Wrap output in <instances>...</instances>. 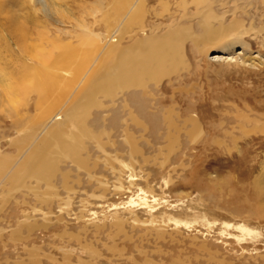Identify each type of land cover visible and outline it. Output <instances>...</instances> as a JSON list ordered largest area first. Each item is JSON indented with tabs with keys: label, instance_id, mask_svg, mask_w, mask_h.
Returning <instances> with one entry per match:
<instances>
[{
	"label": "bare ground",
	"instance_id": "obj_1",
	"mask_svg": "<svg viewBox=\"0 0 264 264\" xmlns=\"http://www.w3.org/2000/svg\"><path fill=\"white\" fill-rule=\"evenodd\" d=\"M34 4L31 0H0V210L17 194L33 195L44 208L34 205L23 209L21 218L0 230H7L16 240L24 231L67 223L48 198L61 190L101 199L117 195L124 189L119 182L117 186L109 183L104 173L106 163L119 161L117 152L125 149L143 162L138 164L142 167L139 177L137 172V177L133 175L140 184L132 182L136 187L142 184L139 205L148 217L128 218L126 223L114 213L112 229L90 217V225L95 226L92 232L83 228L78 234H57L67 245L55 249L63 264H70L74 245L89 256L86 261L79 259L80 264H96L107 256L110 262L124 260L126 247L119 244H135L142 261L133 260L134 264H157L154 256H166L158 243H181V222L163 213L159 214L162 221H155L151 210L161 200L155 194L161 181L153 170L167 171V186L173 185L174 176H180L177 168L183 166L176 160L185 149L212 143L234 145L247 130H264V109L229 94L230 110L220 118L219 136L193 99L197 89L204 90L196 81L201 73L208 83L209 73L219 77L228 72H254L261 80L264 0H71L65 6L73 18L63 15L61 26L44 21ZM91 47L98 52L94 57H90ZM253 47H257L254 56ZM236 49L248 54L251 63L223 57L233 55ZM207 87L210 89L209 84ZM224 99L217 95L214 101ZM251 187L256 200L253 204L245 200L249 210H225L221 194L218 198L208 191L199 192L190 209L209 207L224 212L240 230L251 231L246 223L255 214L254 204L259 209V199L264 201V178L256 176ZM24 199L22 205L28 204ZM107 229H111L109 233ZM150 240L155 245L149 254L144 244ZM53 247L51 243L26 247L24 255L32 256L30 264H42L33 258L39 251V257L42 254L44 260L55 264ZM194 251L182 259L179 254L185 250L180 249L170 264H199L203 258L211 264H225L222 257L217 259L218 252L205 246L194 247ZM11 256L5 264H11Z\"/></svg>",
	"mask_w": 264,
	"mask_h": 264
},
{
	"label": "rangeland",
	"instance_id": "obj_2",
	"mask_svg": "<svg viewBox=\"0 0 264 264\" xmlns=\"http://www.w3.org/2000/svg\"><path fill=\"white\" fill-rule=\"evenodd\" d=\"M31 1L35 2L34 8L39 12V15H41L42 17L44 16L43 17L44 21H49L55 25L61 26L63 24L61 23V21H63V17L65 15L66 16L64 18L66 17L73 18V15H71L72 13L70 14L71 11L67 9L65 6V3L71 0H62V1L61 0L60 1L31 0ZM18 7L19 5L15 8ZM93 7L94 5L90 6L89 8H93ZM256 51H257V47H253V51H252L253 56L256 55ZM97 53L98 52L96 49H94V47L90 48V57H94ZM240 53L241 55H239ZM226 56L237 57L238 59L246 61L247 64L251 63L248 54L242 53L238 49H236L233 55L232 54L223 55L224 58ZM213 69L217 70L218 68L217 66H214ZM261 69H262L260 70L262 73L261 80L260 78L256 77L258 74H255L254 72H247L248 74L246 73L245 75L236 74L234 72H228L219 77H216L213 73H209L208 75V79L210 80L209 83L207 82V80L205 79L202 73L198 76V79L196 80L198 84V88L200 87V85H202L204 90L203 92H201L199 89H197L196 91L197 94L194 95L193 98L194 100L197 99L195 106L196 108L202 109L204 112L207 113V117H208L207 122L210 123L211 125L213 124L216 127L215 133L217 135L220 136L222 134L221 133L222 129L219 126L220 118L224 117L225 114L230 110V106H229L230 102L228 99L229 94H232L234 98L237 99H239V97L241 99L245 98V100L248 101L249 105L250 106L252 105L251 107L256 106L258 108L260 107L261 109H264V68ZM208 84L210 85V89H208L207 87ZM216 86L218 87L217 90H216ZM204 92L206 94H204ZM217 95L223 96L225 98L224 101L223 102H217L216 100L214 101V98L217 97ZM224 111L227 112L225 113ZM246 132L245 135L242 134L241 136L236 138L234 145L233 143L230 144L212 143L207 146L196 145V147L190 146L189 149L188 148L185 149L186 153H184V151L181 152L183 154H179V158H177L176 160V162H180V160L183 162V166L177 168V171L179 172L178 174H180V176L182 177L179 176L177 178L173 175L174 178H176L175 184L173 185L169 184L167 186L166 181L169 180L167 171L165 172L160 170L161 172H159L158 169H157L158 171H156L155 169L153 170L151 168L153 172L155 171V176L159 174L157 177L161 181L157 185L155 191L157 198H160L161 200L159 202V205L154 206V208L151 210L153 212V215L156 217L155 221L159 220L158 222H161L162 219L161 216H159V214L163 213L169 216L173 215L172 216L173 218L181 222L180 225L181 240H179L181 243L179 242L180 244L177 243L174 244L171 243L170 241H167L166 243H162V242L158 243L160 248L166 253V256L162 258H157L156 256H154V261L157 264H170L172 260L178 258L180 249L185 250V252H183L184 255L179 254L180 256L182 255V259H184L185 256H189L193 253H196V251H194V247H202V246L207 247L209 250L213 252H218L220 255L216 256L218 257L217 259H220L222 257L224 259L225 264L227 263L229 264V262L230 264H244V263L264 264V208H262L264 207L263 199L258 198L260 200L259 201L260 208L259 209L255 208L256 203L254 204L253 210L255 211V214L252 217H250V220L252 221L246 223V225L248 226V228H250L251 231L247 229L240 230V228L237 227L236 223H233L234 219L230 217V215H227L224 212L222 213L215 210L213 211L209 207H205V208L202 207L203 209L197 208L196 210L190 209L193 206L192 202L198 199L197 197H199V192L201 191H208V193H214V195L217 196L218 198L220 197L221 194L222 198L220 199L221 202L223 203L222 205L225 207V210H227V208L233 210L236 209V211L249 210L248 208L251 209L250 206L248 207L249 204H247L245 200L249 199V202L252 204L253 201L256 200L255 199L256 195L254 193L255 191L253 190L254 188L251 187L253 180L256 176H260L264 178V133H263L264 130L259 128V130L253 129V130H247ZM248 134L250 135L248 136ZM110 150L111 149H108V151ZM111 151L115 152L114 150ZM8 152L14 153V150L9 149ZM117 153L121 156L119 161L121 160L123 163L119 162L118 160H116V162L115 160L113 161L111 160L109 164H111L112 162L113 163L111 164L112 167H110V165L107 162L106 163L107 172H105L104 175L105 174L107 175L106 177L108 178L109 183H112L113 185L116 184L115 186H117V183L119 182L118 186H122L121 189L124 190H120L119 192H117V195L114 196L113 195H107L106 197L103 196L104 198L102 197V199L100 196H96V195H92V196L90 194L89 196L82 195L81 194L82 192L80 191L76 193L74 191L64 192L62 190L59 193V195L53 196V198H56L55 200L52 197H48L51 198L52 200L53 210L58 211L59 214H62V216H64L65 219L68 221L67 222L68 224L64 223L58 227L52 226L48 230H44L37 227V229L35 228L29 232L24 231L22 234V238L16 240H12L11 237L8 236L9 234L7 230H5V232L0 230L1 231L0 232V263L5 264L6 257L12 255L11 256L12 260H8L9 262H11V264L12 262H21L23 264L26 263L30 264L31 261H33L31 260L32 256L29 257L27 256V254L24 255L25 248L26 247L31 248L32 246H41L46 243H51L54 246L53 249H51V253H52L51 256L53 257L55 256V258L57 259V262L55 264H63L62 257L60 256V254L57 255L59 253V250L58 249L56 250L55 247L59 246L60 244L67 245V243L65 242L67 240L65 238H64L65 240L58 238V236H56L57 234L62 235L63 234L62 232L78 234L79 231L83 228L92 232V230L95 229V226L90 225L89 220L93 219L94 217L95 220L98 221V223L101 226L104 224L106 226H110V228L112 229L111 225L115 223V219L113 216L114 213H117L118 214L117 216L121 217V219L126 223H128L129 220L128 218H132V217H137L140 219L147 218L148 214L146 210L139 205V200L143 192L138 191L139 190L138 188H140L142 184L137 185L138 187H136L134 182H132L135 180V183L140 184L138 181H136L138 178L136 179L134 178L137 176L139 177L140 175L138 171L140 170L139 172H141L140 169L141 165L138 164H141L142 161L140 159H137L136 157H135L136 159H134V157H132L131 154L128 153V150L125 149H121ZM184 160H186L187 162L184 163ZM187 163L190 166H188ZM120 164H122V166ZM128 166L130 167V169ZM118 168L121 172L118 171ZM129 171H131V173L133 174H129L130 173ZM135 173L137 176L134 175ZM119 175H121L122 177ZM131 175L132 176L134 175L135 177L134 176L132 177ZM161 177H163V180H161ZM129 181H131L133 184H131V182ZM133 185L135 186L133 187ZM140 192H142V194ZM146 195H148V193H146ZM23 197L26 198L24 200L27 201L28 204L25 205V203H23L24 205H22ZM53 201L55 203H53ZM131 201H133V203H131ZM111 203L115 204L118 209L115 210L116 207L114 208V205L113 204L111 205ZM34 205L44 208L42 203L40 202L38 203V200H36V197H34L33 195H29L27 197L23 196L22 194L15 195L11 203L8 204L7 206L5 205L0 210V227L6 228L9 222L15 223L16 218L22 217L21 214L23 209H29L31 206ZM56 205L57 206L59 205L60 210L61 208L62 210L60 211L59 207L56 208L57 207ZM166 206L169 207L166 208ZM19 210L21 211V213ZM12 212L15 213L14 215L17 214V216L14 217ZM258 212L261 213L259 214ZM69 219L72 220L69 221ZM78 220L80 221L78 222ZM231 221L233 224L227 227V224ZM84 222L89 226L85 225ZM210 222L212 223L211 226H209ZM166 225L169 227V230L173 229L174 227L169 223L168 224L166 223ZM169 225H171V227ZM111 229H107V232L106 231L102 232L101 237H103L104 239L106 233H109L108 231H110ZM99 232L100 230L98 231V233ZM138 232L139 235L142 236L141 234H143V231L141 232L139 230ZM93 233H95V231ZM89 234H88L89 237L92 238L91 236H93V234L92 233ZM154 245H155L154 242L151 240L145 242L144 247L149 254L154 248ZM74 246L73 249L75 250L72 253L70 264H80L78 261L79 259L83 261L89 260V256L85 253V251L81 250L76 245ZM119 246L126 247L124 260L113 259V261L110 262V261H106V258L109 257L105 256L106 258H103L99 261L96 260L94 263L134 264L133 260L142 261V258L134 250L135 244L133 245L126 243L123 245L122 243H120ZM39 254H40L39 251H37V253L35 254L36 256L33 258L35 260H39L40 263L42 264H52L44 260L42 254L39 257ZM257 255H261V256H257ZM200 257L203 258V256ZM198 263L211 264V262H207L204 258L200 259Z\"/></svg>",
	"mask_w": 264,
	"mask_h": 264
}]
</instances>
